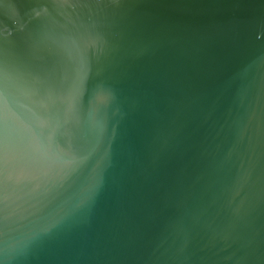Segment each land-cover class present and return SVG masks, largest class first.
I'll return each mask as SVG.
<instances>
[{
  "label": "water",
  "instance_id": "obj_1",
  "mask_svg": "<svg viewBox=\"0 0 264 264\" xmlns=\"http://www.w3.org/2000/svg\"><path fill=\"white\" fill-rule=\"evenodd\" d=\"M0 74V264H264V0H0Z\"/></svg>",
  "mask_w": 264,
  "mask_h": 264
},
{
  "label": "snow or ice",
  "instance_id": "obj_2",
  "mask_svg": "<svg viewBox=\"0 0 264 264\" xmlns=\"http://www.w3.org/2000/svg\"><path fill=\"white\" fill-rule=\"evenodd\" d=\"M82 69V61L78 62L76 69L77 81L79 79V72ZM3 76L0 74V81ZM2 91V87H0ZM57 97L53 94L49 96L48 103L54 104ZM41 125H43V119H40ZM14 147L13 129L11 123L6 118L3 111H0V216L6 211L7 205V162L11 150ZM24 151L26 154L41 167V174L47 175L50 171L55 169V175L61 180H67L70 178L72 172L76 170L80 163H83L88 158V152L85 151L79 155L78 159L67 155L56 154L53 155L47 143L44 139H30L24 143ZM94 185L89 186V191ZM45 231L48 229L45 228Z\"/></svg>",
  "mask_w": 264,
  "mask_h": 264
}]
</instances>
